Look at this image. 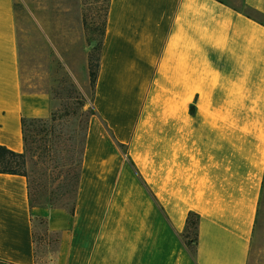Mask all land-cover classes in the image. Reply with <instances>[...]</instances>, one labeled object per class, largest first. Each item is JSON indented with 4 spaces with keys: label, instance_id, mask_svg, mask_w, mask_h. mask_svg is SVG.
<instances>
[{
    "label": "crops",
    "instance_id": "1",
    "mask_svg": "<svg viewBox=\"0 0 264 264\" xmlns=\"http://www.w3.org/2000/svg\"><path fill=\"white\" fill-rule=\"evenodd\" d=\"M249 9L264 0H108L73 208L0 173V264H264V23ZM51 110L22 87L0 0V145L22 152L21 119Z\"/></svg>",
    "mask_w": 264,
    "mask_h": 264
},
{
    "label": "rangeland",
    "instance_id": "2",
    "mask_svg": "<svg viewBox=\"0 0 264 264\" xmlns=\"http://www.w3.org/2000/svg\"><path fill=\"white\" fill-rule=\"evenodd\" d=\"M108 0H14L22 87L46 90L57 119L47 131L29 127L34 140L19 169L27 175L33 202L48 198L70 207L73 190L65 178L77 172L93 89L88 63L94 59ZM37 130V131H36ZM35 133V134H34ZM38 248H53L55 237L36 224ZM255 261V247L252 251ZM255 264V263H254Z\"/></svg>",
    "mask_w": 264,
    "mask_h": 264
},
{
    "label": "trees",
    "instance_id": "3",
    "mask_svg": "<svg viewBox=\"0 0 264 264\" xmlns=\"http://www.w3.org/2000/svg\"><path fill=\"white\" fill-rule=\"evenodd\" d=\"M249 10L253 12V14L256 17H258L262 23H264L263 14L255 10H252V9H249ZM104 22H105V19H104ZM104 22H103V25H104ZM102 35H103V26L101 29V34H100V38H99V42L97 46V54L94 57V59L92 58V56H90V60L88 63L89 80H90V85L93 89L92 99L94 96V88H95V82H96L98 66H99V55H100V50L102 47ZM92 112H93V108H92ZM56 119H57V114L53 110H51V113L48 117H36V118L23 117L21 119L23 142H24L23 151L16 152V151H13L7 148L4 145H0V173L20 174V175L27 176L24 173V171L19 169V167L25 164L27 152L30 149L31 142L34 140L32 135L29 134V131H30L29 127L32 126V129L35 130L38 124V126L40 127L39 128L40 131H47L49 130L50 127L54 125V122L56 121ZM78 175L79 174H78V169H77V172H75L70 177L65 178V183L63 186L64 191H61V196L65 195L66 191H70V187H72V190H73L72 193L75 194L76 186L78 183ZM29 187H30V182H29ZM30 199L31 201H33L31 197V187H30ZM52 199L54 198H51V197L48 198V200L45 201V203L54 204L51 201ZM72 205H73V200H72L70 207H68V209H72L73 208ZM60 206L67 208L65 204H60ZM198 220H199L198 215L195 212H192V211L188 212L187 217H186L185 228L181 233H179V236L181 240L183 241L186 249L188 250V252L193 258L195 257V254H196V244H197V236H198Z\"/></svg>",
    "mask_w": 264,
    "mask_h": 264
}]
</instances>
